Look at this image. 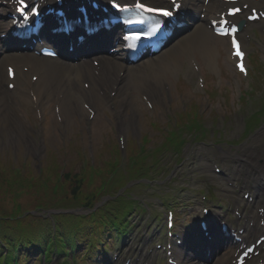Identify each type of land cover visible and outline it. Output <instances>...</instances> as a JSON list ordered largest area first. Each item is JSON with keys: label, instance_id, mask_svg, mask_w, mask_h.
Instances as JSON below:
<instances>
[{"label": "rangeland", "instance_id": "374dc122", "mask_svg": "<svg viewBox=\"0 0 264 264\" xmlns=\"http://www.w3.org/2000/svg\"><path fill=\"white\" fill-rule=\"evenodd\" d=\"M229 78H230L229 76L222 78L224 85L226 86L228 85ZM176 80H177V75L173 74L172 81L175 82ZM257 83L261 86H264V83L261 80H258ZM191 100H192V90L190 89L187 92L186 97L184 98L178 97V99H176V105L173 111L168 105L161 104L159 102V109H158V112L155 114V117H158V119L163 124H165L167 120L172 118V116L174 115V111L180 110L182 106L189 104ZM134 101L136 102H134V106H132L133 108L130 114L126 112L124 115H128L127 118H130L133 116V119L131 121V126L129 125L128 127V134L130 138L138 140L140 139L142 134L153 133V132H152V128L149 125L151 119L148 115L147 110L139 103V100L135 99ZM137 103L140 105V107ZM201 107L207 108L208 110L211 109V107L208 106L205 102L201 104ZM233 107L234 109H237V106L234 105ZM213 108L216 109L217 111L216 117L218 118L219 124L220 125L222 123L226 124L225 131H227L228 136H231L232 132L235 129H241L240 121L242 119V113L239 114L237 110L236 112L235 111L227 112L226 105H223L221 102L215 103ZM212 115H213L212 113L209 114V116H212ZM210 124H211V120L208 119L207 125H210ZM99 125L100 124H98L97 127ZM102 129L103 127H101V130ZM97 134L99 135L98 132ZM52 135H53V139L49 140V138L47 137V129H46L44 144L43 146H40L38 154L35 155L36 163L46 160L47 163H50V164L57 162V164L60 166L59 160L62 156L61 150L65 146L61 145L59 141H57L54 134ZM77 135H78V131L76 132V135L74 136V138L77 137V139L79 140V137ZM112 138L114 139L110 130L107 129L105 131L104 129L100 133V135L97 137V143L92 145L94 153H96V151H98V149H100L103 146V142L107 141L108 139H112ZM5 142L6 141H5L4 133L3 135L0 134V159L2 161L5 162L6 159L8 161L18 160V162L15 164L19 165L21 159L25 158L26 160L30 159V162L34 163L33 161L34 153L30 154L27 151V146H28L27 143L25 144L20 143L18 138L15 141H12V142L9 141L8 143L4 144ZM68 142H69V139H68ZM79 145L81 146L82 144L79 143ZM87 147H88V144L87 143L84 144V148H87ZM188 148L190 149V152L185 153L184 155L188 161L185 163L184 167L178 173L175 181L170 183L165 188L159 189L157 191H149V190L144 191V189L137 190L136 194H141L140 195L141 198L148 205H150L151 209L157 210V211L161 210L162 204H161L160 196L164 195L165 193H172L174 195H178L183 200V202H188V198L193 195L192 191L194 188L204 187L206 177H203L204 179L203 182H199L197 177L199 175L207 176L209 174L206 168L205 160L211 154L210 152H207L206 150H210L211 153H213V151L210 149V146L208 145V143L198 144L194 146L192 145V146H188ZM193 149H195L196 152L193 153L192 152ZM35 165H36V168H38L37 164L34 163V166ZM195 171L199 173L198 176L194 175ZM5 187L6 186L0 187V205L4 207H9L13 205V203H10L11 195L5 190ZM28 198L29 196L23 197L21 199V202L28 201ZM134 220L137 221L138 223L137 227H141V224L143 223V218H140V216H135ZM152 223H154V221ZM147 229L143 227L142 234H145Z\"/></svg>", "mask_w": 264, "mask_h": 264}, {"label": "bare ground", "instance_id": "6f19581e", "mask_svg": "<svg viewBox=\"0 0 264 264\" xmlns=\"http://www.w3.org/2000/svg\"><path fill=\"white\" fill-rule=\"evenodd\" d=\"M196 2L197 1L195 0L193 3L194 6L195 5L197 6ZM214 2H215L214 6H216L218 1H214ZM199 27L200 26H198L197 28H199ZM209 34H211V33L206 28H202V29H199V31L196 34H194L192 37L188 38V41L195 45V48H196L195 50H196V52L199 53V55L200 54L201 55H205V54L208 55L206 46H204L202 44L207 43V41L209 39ZM5 50H6V48H3V51H5ZM176 54H177V52L175 49L169 53V56L174 57ZM94 56L97 58H102L105 61L108 59L111 60V62L113 63L114 66L111 68L107 67L108 73H110L112 71L116 72L117 70H119V72L122 70L125 71V73L122 77V80L118 81V79H116V78L113 80L114 85H117V83H120L118 90L124 91L125 88L122 86L125 83L127 85H135L137 83L136 82V75H137L136 70L140 66L133 67L135 70L133 68H127L124 66L123 62L117 60L115 57H109L105 53H100V54L94 55ZM13 58L15 60H17L19 63H25V64H29V65L35 64L34 59L28 54H16L13 56ZM50 61H52V60H50ZM50 61L49 60H41V62H40L41 68H39V66H37V69L39 70L38 72H41L42 76L47 78V85L53 86L55 90L57 87L59 88V92H60V94H62V96L64 95V98L62 100L56 94H53L54 100H56L57 102H60L62 100V103H61V104H63L62 114H63L64 118L65 119L71 118V120L73 121L70 112L73 111L72 105H74V103L76 102L73 100H77L75 98V97H77V95L73 92V90H77L76 92H80V90H83V88L81 89L80 85H79V82H81L83 79H86L83 76L82 71L84 69H87L89 72H91L92 67H90L88 65V61H82L76 65H71L66 60L57 61L56 63H52L50 65V63H51ZM48 65H50V66H48ZM176 65H177V63L174 64V62H170L169 64L164 66L162 69H160V67H158V64H156V62L148 61L146 63V67L149 68V70L153 71L154 73L152 75V78L151 77L143 78L142 79L143 82L138 87H143L145 85L146 80L155 79L157 81H160V80L156 79L155 74L156 73H164L166 71L172 72L176 69ZM32 69L37 70L35 67ZM89 79L91 80V88L95 87V84L97 82H94L92 77H90ZM55 81H57V82H55ZM5 82H6V76L4 75L2 69L0 68V106L3 107V110L0 111V124H2L3 126L6 125V120L8 119L9 115L13 111V109L11 107H9L8 103L5 101L6 96L13 95L12 92H9L6 89V87L4 85ZM18 83H19V86H21L22 84L28 85V82L24 78L19 80ZM158 85H160V84H158ZM130 89H131V86H127V92H129ZM84 92L86 95L87 92L86 91H84ZM54 93H55V91H54ZM38 97H42V94L38 93ZM86 97H88V95H86ZM15 98H16V100L14 99V97L12 98V100H11L12 103L19 101V96L15 95ZM21 100H22V102H24L23 99H21ZM100 100L101 99H99L97 96H95L92 99V102L95 101L96 104H98L100 102ZM51 104H52V102L49 103V105H51ZM75 104H78V103H75ZM72 121H70L69 123H72ZM100 130H101V127L98 126L97 131H100ZM10 141H15L13 134L10 135ZM256 173L258 175L264 177V166L257 169ZM259 189H261V187ZM212 229H216V228L212 227ZM211 231L215 232L216 230H211ZM221 255H222L221 253L219 256L216 255L215 256L216 259L214 261H216ZM221 258L222 259L226 258V256H223ZM221 258H220V260H222ZM188 259L191 260L192 258L188 257ZM193 264H197V263H193Z\"/></svg>", "mask_w": 264, "mask_h": 264}, {"label": "snow or ice", "instance_id": "6c2138e0", "mask_svg": "<svg viewBox=\"0 0 264 264\" xmlns=\"http://www.w3.org/2000/svg\"><path fill=\"white\" fill-rule=\"evenodd\" d=\"M18 3L20 4V8L18 9L19 11H23V9L27 7L26 0H18ZM113 7H118V5L113 4ZM137 7L142 9L143 11H146V12H158L162 16H170L171 15V12L168 10L146 8L143 4H138ZM128 38L129 39H131V38L139 39L140 37L137 36V37H128Z\"/></svg>", "mask_w": 264, "mask_h": 264}]
</instances>
